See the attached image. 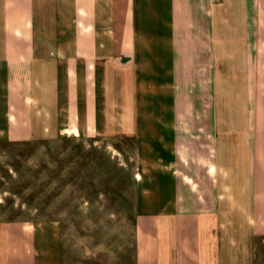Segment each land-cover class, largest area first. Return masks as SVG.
<instances>
[{"label": "crops", "instance_id": "1", "mask_svg": "<svg viewBox=\"0 0 264 264\" xmlns=\"http://www.w3.org/2000/svg\"><path fill=\"white\" fill-rule=\"evenodd\" d=\"M142 123L170 190L136 201L133 264H205L204 172L187 168L218 186L221 155L248 232L264 235V0H0V138L97 124L139 138ZM61 249L54 221L0 227V264H62Z\"/></svg>", "mask_w": 264, "mask_h": 264}, {"label": "rangeland", "instance_id": "2", "mask_svg": "<svg viewBox=\"0 0 264 264\" xmlns=\"http://www.w3.org/2000/svg\"><path fill=\"white\" fill-rule=\"evenodd\" d=\"M138 94L143 103L147 92ZM139 113L149 115V108L139 107ZM127 126L97 124L92 133L73 134L54 125L53 131L28 139L0 138V227L10 219L54 221L62 264H133V215L142 206L135 203L143 195L164 196L170 189L161 187L168 164L148 148L155 131L139 124L136 138ZM224 156L218 186H213L214 170L207 173L203 165L196 166L197 175L195 162L187 168L194 179L204 172V186L192 188L204 198L203 262L264 264V235L248 232L238 196L241 191L242 199V190L228 188L234 174L223 170L228 168ZM175 158L171 168L178 178L185 169Z\"/></svg>", "mask_w": 264, "mask_h": 264}]
</instances>
